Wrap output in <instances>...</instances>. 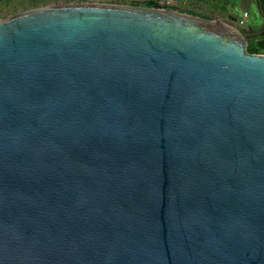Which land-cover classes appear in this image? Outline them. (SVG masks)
Returning <instances> with one entry per match:
<instances>
[{"label":"water","instance_id":"1","mask_svg":"<svg viewBox=\"0 0 264 264\" xmlns=\"http://www.w3.org/2000/svg\"><path fill=\"white\" fill-rule=\"evenodd\" d=\"M263 32L105 4L0 20V264H264Z\"/></svg>","mask_w":264,"mask_h":264},{"label":"rangeland","instance_id":"2","mask_svg":"<svg viewBox=\"0 0 264 264\" xmlns=\"http://www.w3.org/2000/svg\"><path fill=\"white\" fill-rule=\"evenodd\" d=\"M236 1L237 0H235L234 3V0H6L0 2V20L23 11L52 5L105 4L153 8L154 4L162 2L165 10L168 11L181 12L183 10H199L214 15L222 20H231L237 23V15H241L244 8L251 11L254 10V4L252 0H242L246 1L247 4H242L238 7ZM235 5L237 6V9H235L237 13L234 14L236 16H234V18H229V13H232L231 10L234 9ZM253 40L254 38L246 40V51L254 55H263L264 52L256 51L252 48Z\"/></svg>","mask_w":264,"mask_h":264},{"label":"crops","instance_id":"3","mask_svg":"<svg viewBox=\"0 0 264 264\" xmlns=\"http://www.w3.org/2000/svg\"><path fill=\"white\" fill-rule=\"evenodd\" d=\"M237 6L239 7L240 5H245L247 4L246 1H242V0H237ZM253 4H254V10H248L247 8H244L241 12V15L238 14V20L242 18V15L244 13H247V18H246V24L244 26V30L247 32H258L260 31L263 27H264V18L261 16V13L259 11V7H258V3L255 0H252ZM235 3V0H234ZM237 6H234V9H230L232 11V13H229V18H234V14H236L237 12H235V9H237ZM259 38V37H257ZM255 38H254V42H255Z\"/></svg>","mask_w":264,"mask_h":264},{"label":"trees","instance_id":"4","mask_svg":"<svg viewBox=\"0 0 264 264\" xmlns=\"http://www.w3.org/2000/svg\"><path fill=\"white\" fill-rule=\"evenodd\" d=\"M6 0H0V2H3ZM257 3L259 2L261 5V12L264 14V0H255ZM153 4V3H152ZM149 4V5H152ZM154 6V5H153ZM151 7V6H150ZM255 42L253 40V45L252 48L255 49L256 51H261L264 52V32L259 38H255ZM248 52V51H247ZM249 53V52H248ZM250 54V53H249Z\"/></svg>","mask_w":264,"mask_h":264},{"label":"built area","instance_id":"5","mask_svg":"<svg viewBox=\"0 0 264 264\" xmlns=\"http://www.w3.org/2000/svg\"><path fill=\"white\" fill-rule=\"evenodd\" d=\"M156 7L165 9L162 2L158 4H154L153 8H156ZM246 18H247V13H244L242 15V18L237 21L236 25H238L240 28L243 29L246 24Z\"/></svg>","mask_w":264,"mask_h":264}]
</instances>
